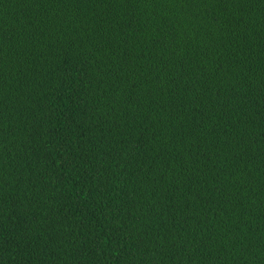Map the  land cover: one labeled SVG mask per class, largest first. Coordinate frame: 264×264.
<instances>
[{"label":"trees","instance_id":"trees-1","mask_svg":"<svg viewBox=\"0 0 264 264\" xmlns=\"http://www.w3.org/2000/svg\"><path fill=\"white\" fill-rule=\"evenodd\" d=\"M0 264H264V0H0Z\"/></svg>","mask_w":264,"mask_h":264}]
</instances>
